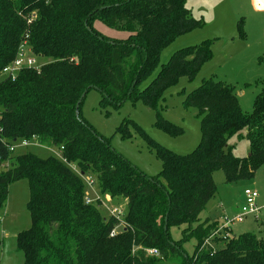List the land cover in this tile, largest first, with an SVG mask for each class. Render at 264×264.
<instances>
[{"label": "trees", "instance_id": "1", "mask_svg": "<svg viewBox=\"0 0 264 264\" xmlns=\"http://www.w3.org/2000/svg\"><path fill=\"white\" fill-rule=\"evenodd\" d=\"M97 23L125 36L104 35ZM202 27L186 0H0V73L23 43L49 60L0 80V211L10 184L26 180L30 225L16 235L23 264H264V239L232 236L227 227L215 233L217 222L199 220L216 193L215 171L230 184L264 165V91L245 114L232 87L204 81L184 101L201 118L193 152L176 155L143 134L162 164L155 177L115 153L82 118L81 103L75 109L91 89L100 93L101 107L131 99L154 108L164 89L194 78L211 57L213 40L176 51L146 87L138 84L168 44ZM129 124L135 125L124 120L117 132L127 136ZM155 124L171 136L183 133L159 117ZM243 131L249 153L236 158L229 141ZM32 140L59 157L9 149ZM85 175L103 197L125 201L121 219L102 218L85 203ZM182 227L181 239L171 240L169 228ZM188 240L195 241L190 257L182 248Z\"/></svg>", "mask_w": 264, "mask_h": 264}, {"label": "rangeland", "instance_id": "2", "mask_svg": "<svg viewBox=\"0 0 264 264\" xmlns=\"http://www.w3.org/2000/svg\"><path fill=\"white\" fill-rule=\"evenodd\" d=\"M186 5L191 17L202 21L203 27L178 36L168 44L161 51L154 71L138 84L137 89L146 87L176 51L198 45L205 40H213L211 57L201 65L193 79L182 77L174 85L164 89L154 108L143 105L140 100L131 99L123 101L118 107L111 104L101 107V95L95 89L84 95L80 105L82 118L97 134L108 139L113 151L149 177L157 176L162 164L143 134L176 155H187L197 148L201 139V118L195 109L186 107L184 101L204 81L223 82L232 87L240 110L245 114L252 112L256 97L264 91V11H255L249 0H186ZM96 27L107 36H125L99 23ZM35 60L38 67L49 62L45 58L35 57ZM157 117L182 129L183 133L179 136L169 135L156 126ZM124 120L135 124L127 126L128 135L125 137L117 132ZM244 133H241L242 138L233 137L229 141L232 155L236 158H244L249 153ZM12 147L13 155L31 153L42 159L59 157L56 149L39 145L34 140L25 144L18 141ZM88 177L85 175L83 178ZM212 178L216 193L200 213L201 222L208 216L214 217L209 218L211 223L216 222L224 214L220 221L224 223L225 219L229 220L228 228L232 236L251 233L264 239V209L260 208L264 206V165L259 167L253 177L234 183H224L221 171H215ZM245 190L257 193L255 205L262 210L256 216L248 215L242 222H236L232 219L244 203ZM84 191L86 198L102 218H107L112 208H126L122 199L110 200L108 196L103 197L96 182L90 188L85 185ZM28 197L26 180H19L8 187L7 199L0 211V264H23V254L16 249V235L30 225L26 209ZM216 227L214 225L215 229ZM183 229L184 227L169 228L171 240H180ZM215 229V233L222 232V227L218 226L216 231ZM194 246V240L185 241L182 244L184 256L190 257ZM162 264L173 263L163 261Z\"/></svg>", "mask_w": 264, "mask_h": 264}, {"label": "built area", "instance_id": "3", "mask_svg": "<svg viewBox=\"0 0 264 264\" xmlns=\"http://www.w3.org/2000/svg\"><path fill=\"white\" fill-rule=\"evenodd\" d=\"M39 67L36 66L35 56L30 52L27 45L23 43L19 47L14 60L1 71L0 78H9L13 80L21 70L29 69V68H33L37 70ZM21 142L24 144L27 143L24 141H21ZM9 149L12 150L13 147L11 146ZM83 181L85 185L89 188L92 187L94 184V180L90 177L83 178ZM243 198H244V203L241 206L239 213L232 219L233 221L242 222L243 219L247 217L248 215H255L259 211V209L255 205V201L257 198L256 192L245 190L243 192ZM85 203L91 204V201L88 198H86V196H85ZM123 212L124 210L122 208L115 207L109 211V216L119 220L121 219ZM228 221H229L228 219H225V222H224L225 227L229 226ZM114 234L115 232L113 231L111 236ZM146 254L148 256L158 255L157 251L155 250H147Z\"/></svg>", "mask_w": 264, "mask_h": 264}, {"label": "crops", "instance_id": "4", "mask_svg": "<svg viewBox=\"0 0 264 264\" xmlns=\"http://www.w3.org/2000/svg\"><path fill=\"white\" fill-rule=\"evenodd\" d=\"M249 2L252 4V6H253V8L255 9V11H264V0H249ZM258 209H260V208H262V209H264V206H262V207H257ZM261 209V210H262ZM261 210H259L258 212H260ZM236 212V211H235ZM223 216H225L224 214H221L219 217H218V221H216L217 223H218V226L219 227H225V223H221V217H223ZM209 219V218H214L213 216H208V217H206V219ZM224 218V217H223ZM200 220V219H199ZM201 221V220H200ZM227 228H228V226H227ZM229 229V228H228ZM230 230V229H229Z\"/></svg>", "mask_w": 264, "mask_h": 264}, {"label": "water", "instance_id": "5", "mask_svg": "<svg viewBox=\"0 0 264 264\" xmlns=\"http://www.w3.org/2000/svg\"><path fill=\"white\" fill-rule=\"evenodd\" d=\"M85 93H83V95L81 96V98L77 101L76 105H75V109L77 111L78 107H79V104L81 103L82 101V98L84 97Z\"/></svg>", "mask_w": 264, "mask_h": 264}]
</instances>
